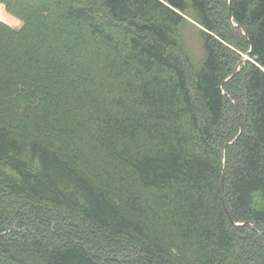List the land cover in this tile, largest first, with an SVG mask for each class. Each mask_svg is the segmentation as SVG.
I'll use <instances>...</instances> for the list:
<instances>
[{
    "label": "trees",
    "instance_id": "16d2710c",
    "mask_svg": "<svg viewBox=\"0 0 264 264\" xmlns=\"http://www.w3.org/2000/svg\"><path fill=\"white\" fill-rule=\"evenodd\" d=\"M213 3L0 0V264H264V0ZM50 214L100 255L6 228Z\"/></svg>",
    "mask_w": 264,
    "mask_h": 264
},
{
    "label": "rangeland",
    "instance_id": "374dc122",
    "mask_svg": "<svg viewBox=\"0 0 264 264\" xmlns=\"http://www.w3.org/2000/svg\"><path fill=\"white\" fill-rule=\"evenodd\" d=\"M226 1L228 4L229 0H226ZM213 2H215V0H212V3ZM0 5L4 7L3 8L0 6V20H5V21H0V23H3L13 29H20L23 24L18 19L10 15L6 11V8L4 5L2 4ZM213 6L215 7L216 10L215 9L214 10L216 11V14H217L216 6L218 7V5L213 3ZM240 32H241V37H245L246 35L245 32L243 31H240ZM186 37H187L188 45L192 50L193 57L198 58L199 56H201V45H200L198 38L194 34V32L192 30L187 31ZM234 51L239 57L238 58L239 61L235 69H237L239 66L238 68L239 71H242L246 63L250 60L249 51L247 49L239 50L237 48H235ZM229 79L230 77L227 78L225 82H227ZM192 86H193L195 100H196L197 106L199 107V114L202 118H206L207 115L205 113L204 106L198 94L194 90L193 83H192ZM227 98H228L227 99L228 104H227L226 112L224 113L223 120L220 123L222 124L221 125L222 129H227L230 126H232V124H234V121L236 119L235 118L236 114H234V109L236 110V107L234 106H236V103L231 98V96H228ZM238 110H239L238 116H241V111H240L241 108L239 107ZM239 125H240L239 127H243L242 122L239 123ZM215 138H216V145L222 148L221 139L217 132L215 134ZM222 151H223V154H225L226 152L225 147L222 148ZM16 222H17L16 220H10L6 225L7 230L8 229L10 231L18 230L22 232L23 236L25 237H32V236L41 237V236L48 235L50 239L55 240L57 242L68 241V240H76V241L78 240L81 242L82 240H85L87 244L92 247V250L94 251V253L96 255H100V251L97 249V247L102 246L101 244L103 243V241H102V238L99 236V233L97 232L95 233L94 229L90 228L88 225H86L85 223H83L82 221L78 219H66V218H62L58 216L57 214H50L49 216L46 217V219H44V222L42 224L28 217H24L23 220H19L17 224ZM117 251H120V250H118L117 248Z\"/></svg>",
    "mask_w": 264,
    "mask_h": 264
},
{
    "label": "crops",
    "instance_id": "0c3cea01",
    "mask_svg": "<svg viewBox=\"0 0 264 264\" xmlns=\"http://www.w3.org/2000/svg\"><path fill=\"white\" fill-rule=\"evenodd\" d=\"M1 6V5H0ZM1 7H3V6H1ZM4 8V7H3ZM0 21H5V20H0ZM17 23V22H16Z\"/></svg>",
    "mask_w": 264,
    "mask_h": 264
}]
</instances>
